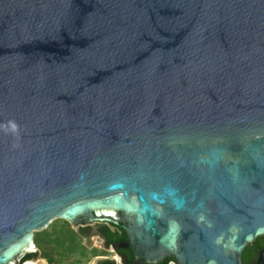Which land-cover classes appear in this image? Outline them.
I'll list each match as a JSON object with an SVG mask.
<instances>
[{
    "label": "water",
    "instance_id": "obj_1",
    "mask_svg": "<svg viewBox=\"0 0 264 264\" xmlns=\"http://www.w3.org/2000/svg\"><path fill=\"white\" fill-rule=\"evenodd\" d=\"M120 217L136 264L264 235V0H0V264Z\"/></svg>",
    "mask_w": 264,
    "mask_h": 264
},
{
    "label": "flooded vegetation",
    "instance_id": "obj_2",
    "mask_svg": "<svg viewBox=\"0 0 264 264\" xmlns=\"http://www.w3.org/2000/svg\"><path fill=\"white\" fill-rule=\"evenodd\" d=\"M125 228L123 217L116 223L71 224L54 219L45 229L33 233V249L15 264H136ZM155 264L179 263L166 256ZM237 264H264V235L255 237L243 248Z\"/></svg>",
    "mask_w": 264,
    "mask_h": 264
},
{
    "label": "rangeland",
    "instance_id": "obj_3",
    "mask_svg": "<svg viewBox=\"0 0 264 264\" xmlns=\"http://www.w3.org/2000/svg\"><path fill=\"white\" fill-rule=\"evenodd\" d=\"M60 221V220H59ZM49 228H47V230H48Z\"/></svg>",
    "mask_w": 264,
    "mask_h": 264
}]
</instances>
